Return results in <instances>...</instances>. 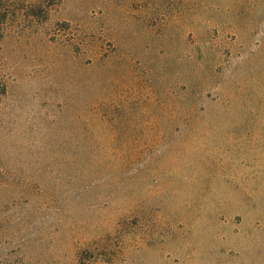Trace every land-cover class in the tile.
<instances>
[{
    "label": "rangeland",
    "instance_id": "374dc122",
    "mask_svg": "<svg viewBox=\"0 0 264 264\" xmlns=\"http://www.w3.org/2000/svg\"><path fill=\"white\" fill-rule=\"evenodd\" d=\"M0 264H264V0H0Z\"/></svg>",
    "mask_w": 264,
    "mask_h": 264
}]
</instances>
